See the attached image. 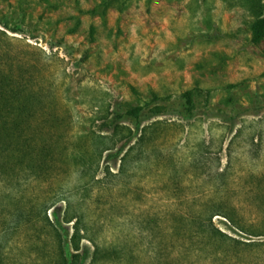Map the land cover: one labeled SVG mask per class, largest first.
I'll list each match as a JSON object with an SVG mask.
<instances>
[{"label":"rangeland","instance_id":"1","mask_svg":"<svg viewBox=\"0 0 264 264\" xmlns=\"http://www.w3.org/2000/svg\"><path fill=\"white\" fill-rule=\"evenodd\" d=\"M250 22L236 0H0V30L55 55L72 132L118 102L164 107L133 174L94 193L95 264H264V39L251 42ZM185 91L191 120L177 113ZM105 165L116 174L119 160ZM210 207L233 219L212 224L236 243L199 238ZM54 210L60 221L64 203ZM24 234L3 264H44Z\"/></svg>","mask_w":264,"mask_h":264},{"label":"trees","instance_id":"2","mask_svg":"<svg viewBox=\"0 0 264 264\" xmlns=\"http://www.w3.org/2000/svg\"><path fill=\"white\" fill-rule=\"evenodd\" d=\"M236 1L251 17V42L264 39V0ZM54 60V54L0 30V264L21 229L26 241L40 242L44 264H95L101 248L92 236L94 193L101 194L105 179L133 174L160 124L150 121L164 111L155 96L143 105L118 102L96 110L91 121L101 117L104 123L97 129L74 133L61 115ZM177 109L184 120L195 117L192 91L180 95ZM230 111L236 112L235 105ZM113 158L119 160L116 174L101 166ZM60 202L59 221L54 207ZM209 210L207 217L204 211L192 219L199 238L207 245L236 243L212 224L215 216L233 219L220 207ZM64 225H71L70 235ZM259 229L264 235V225Z\"/></svg>","mask_w":264,"mask_h":264}]
</instances>
